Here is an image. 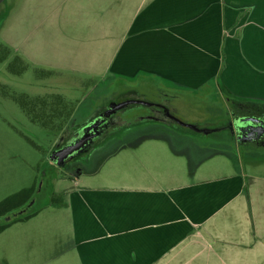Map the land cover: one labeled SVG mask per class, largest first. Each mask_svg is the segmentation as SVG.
Masks as SVG:
<instances>
[{"label": "crops", "instance_id": "crops-1", "mask_svg": "<svg viewBox=\"0 0 264 264\" xmlns=\"http://www.w3.org/2000/svg\"><path fill=\"white\" fill-rule=\"evenodd\" d=\"M3 9L5 25L20 22L18 36L4 32L15 56L81 78L152 77L151 89L200 127H221L230 98L264 101V0H0ZM185 106L195 109L183 116ZM230 147L107 151L99 177L76 173L54 192L66 206L49 203L2 231L6 253L39 264H264V165L198 166L234 156ZM184 159L193 171L172 169Z\"/></svg>", "mask_w": 264, "mask_h": 264}, {"label": "rangeland", "instance_id": "rangeland-1", "mask_svg": "<svg viewBox=\"0 0 264 264\" xmlns=\"http://www.w3.org/2000/svg\"><path fill=\"white\" fill-rule=\"evenodd\" d=\"M19 23L18 21H9L5 25V21H3L0 24V200L20 188L29 186L33 178L39 176L42 172L41 190L35 204L36 208H40L49 204L51 192L61 191L69 183V177L63 171V168L56 166L48 159V154L63 129L57 131L49 126L40 125V121H31L30 117L37 115L39 112L41 101L44 100L50 104L51 101L56 99V96L63 97V100L75 106L73 118L76 123H79L85 120L97 105L103 104L108 98L118 97L120 93L133 91L142 94L147 91L146 98L150 102H154L161 97V92L149 89L155 84V80L144 75H138L134 78L116 75H108L102 79L81 78L69 73L49 70L46 66L30 63V61L22 58L18 61L15 59L16 54L5 45L4 32H7L10 28V31L18 36L20 26L16 25H19ZM8 25L12 26L8 27ZM210 96L214 102L218 103L215 95H207L208 98ZM30 102L33 107L29 106L31 111L26 113L24 111L26 110L25 107ZM21 103H25L26 106L22 108ZM196 103L200 104L197 111H201L200 114L208 118L210 107L205 105L202 99H198ZM138 108L142 111L147 109L144 106H138ZM185 109H188V111L183 112V116L184 113L187 115L189 110H194L195 107L185 106ZM220 119V122L223 123L225 117L221 115ZM181 120L183 119L181 118ZM71 128L76 129L77 126ZM209 128L217 127L213 124ZM140 131H146L149 134H144L147 137L139 138ZM140 131L128 133L121 138L114 139L103 149H94L89 153L87 152L88 161L77 157L72 162L76 173L83 172L82 177H99L101 172L99 171L100 161L105 155L104 153L123 145L173 146L182 149L190 157L204 154L209 149L231 148V140L225 130L213 131L208 134L197 133L172 122L170 125L151 123V125H146ZM177 131H182V133ZM21 134L31 138L40 146V150L30 145ZM69 134H71V130ZM245 153H252L255 157H264V147L242 148L241 146L235 149L234 156H232L233 154L224 153L223 150L222 153L206 156L201 163L198 162V166L204 163L209 170L211 164L216 167L220 164L222 167L232 170L238 162L239 166L246 170L256 169L259 171L258 168H264L263 161L253 166L252 162L248 163L246 161L248 157ZM260 160V158H257L253 161ZM38 162L40 168L39 171H36L35 165ZM106 165L115 166L111 163ZM255 166L263 167L257 168ZM172 169L190 170V164L184 159V161L174 164ZM193 170L194 167L190 171ZM5 237L6 232H2L0 234L1 264H39L36 258H33L32 261L29 260L28 263H23L12 249H10V253H6Z\"/></svg>", "mask_w": 264, "mask_h": 264}, {"label": "flooded vegetation", "instance_id": "flooded-vegetation-1", "mask_svg": "<svg viewBox=\"0 0 264 264\" xmlns=\"http://www.w3.org/2000/svg\"><path fill=\"white\" fill-rule=\"evenodd\" d=\"M151 89V87H149ZM161 92V91H160ZM145 91L142 94L134 93L133 91H127L120 93L118 97L108 98L103 104L97 105L95 109L91 111L88 117L79 122H74L73 124L68 125L64 128L59 137L56 139L55 143L52 146L53 148H59L64 146L74 135H76L85 125L93 123L95 120H102L99 123V134L94 137L90 147H88L84 154H79L71 159H66L63 165V171L68 175V177H72L76 174L75 167L73 166V161L77 157L84 158L83 160L88 161V156L86 157V153L94 150V149H103L106 145L117 138L123 137V135L128 133H134L142 130L146 125L154 124H163L170 125L172 124L173 119L169 117L168 114H171L175 117L179 116L176 114V108L171 103L172 96H168L165 93L161 92V97L158 98L154 102H150L146 98ZM123 100H143L148 103H152L151 105H146L142 103H131L126 107L117 109L109 116L104 115V112L108 109V105L110 102H121ZM138 106L147 107L145 110H139ZM264 115V111H254L249 110L247 107L242 105H234L231 109H229L228 117L226 121L222 123L219 130H225L227 132L229 139L235 144L237 147L242 148H260L264 147V135L260 138L252 139L250 141L246 140L243 143L239 144L238 137V129L234 126V120L237 118H241L243 116H258ZM235 118V119H234ZM181 119V118H180ZM77 126L76 129H72L71 127ZM71 130V134H69ZM247 135L250 137L254 136L256 132H251L252 129L248 130ZM253 151V150H252ZM91 154V153H90Z\"/></svg>", "mask_w": 264, "mask_h": 264}, {"label": "trees", "instance_id": "trees-1", "mask_svg": "<svg viewBox=\"0 0 264 264\" xmlns=\"http://www.w3.org/2000/svg\"><path fill=\"white\" fill-rule=\"evenodd\" d=\"M6 11L3 9L0 11V24H2L4 18H5ZM16 60H20L21 58L18 56H15ZM56 99L54 101H51L50 104L47 101H41L40 105L41 108L37 115L30 117L31 121H40V125L42 126H49L52 129H55L57 131H60L64 128H66L68 125L73 124L75 122L73 118V113L75 106L70 104L69 102L63 100V97L56 96ZM230 104L229 109L234 107V105H242L244 107H247L249 110L254 111H264V101H254V100H245L240 101L237 99L230 98ZM25 103H21V107L23 108ZM29 106L33 107V104L31 102L25 107L26 110H24L26 113H29L28 111H31ZM34 109V108H33ZM25 140L32 145L37 150H40V146L36 144L31 138L28 136L21 134ZM232 143V141H231ZM233 144V143H232ZM40 163L38 162L35 165L36 171H39ZM42 172L39 174V176H36L34 178V181L26 187L20 188L19 190L5 196L0 200V233L8 227L10 224L18 221L27 220L33 215L36 214V212L39 210V208H36V200L38 193L41 190V186L38 189V182L42 181ZM42 185V184H41ZM31 199H34V203L27 209L25 213L22 215H19L17 217L11 218L9 221H4L2 218L11 212L20 209L24 207ZM49 203L51 205H54L56 207H64L66 206V203L63 201V197L61 193H54L51 192L49 196ZM1 264V263H0Z\"/></svg>", "mask_w": 264, "mask_h": 264}, {"label": "water", "instance_id": "water-1", "mask_svg": "<svg viewBox=\"0 0 264 264\" xmlns=\"http://www.w3.org/2000/svg\"><path fill=\"white\" fill-rule=\"evenodd\" d=\"M131 103H142L146 105H151L152 103L145 102L143 100H123L121 102L115 103L110 102L108 105V109L104 112L105 117L109 116L117 109H121L126 107ZM174 122L179 124L180 126L191 129L197 133L208 134L213 131H218L220 128H209V127H200L195 123H188L181 120L178 117H175L171 114H168ZM235 119V118H234ZM102 120H95L91 124L85 125L76 135H74L64 146L59 148H53L48 154V159L51 163L55 164L58 167H63L66 159H71L83 152L86 151L88 147H90L94 137L99 134L97 128H99V123ZM234 126L238 129V143L241 144L244 141L252 140L260 138L264 135V115L258 116H243L241 118H237L234 120ZM252 129L251 132H256V134L252 137L248 136V130ZM250 133V132H249ZM41 185V181L38 182V189ZM34 203V199H31L24 207L17 209L10 214L4 216L2 219L4 221H9L13 217H17L22 215L27 211V209Z\"/></svg>", "mask_w": 264, "mask_h": 264}]
</instances>
